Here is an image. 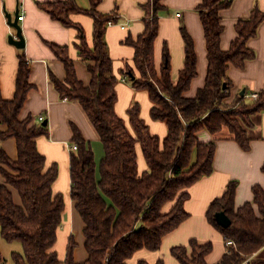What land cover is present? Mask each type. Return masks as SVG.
I'll use <instances>...</instances> for the list:
<instances>
[{"label": "trees", "instance_id": "obj_1", "mask_svg": "<svg viewBox=\"0 0 264 264\" xmlns=\"http://www.w3.org/2000/svg\"><path fill=\"white\" fill-rule=\"evenodd\" d=\"M233 1L201 0L196 7L205 37L208 69L205 85L193 99L184 94L197 76L196 52L184 25L180 28L184 62L176 82L171 79L166 46L160 72L155 68L154 44L162 0H148L141 6L145 14L143 32L136 40L125 37V45L134 54L132 67L126 66L125 72L136 92L147 93L152 121L167 127L162 140L151 135L137 103L126 113L133 134L115 113L118 79L112 70L105 35L108 22L117 24L116 14L96 11L102 0H88V10L77 7L74 0L37 3L53 21L76 33L77 43L72 48L85 64L89 84L84 85L77 78L69 55L71 47L52 43L47 46L62 65L64 79L58 80L48 70V81L61 100L77 102L82 107L97 133L103 155L97 165L91 144L72 126L71 145H76L77 151L70 152L69 157V198L83 223L87 258L83 263L75 261L77 244L71 234L61 259L56 244L66 204L63 196L52 190L58 178L57 165L47 167L36 146L38 138L48 137L47 126L38 119L34 123L30 117L22 121L19 117L35 88L29 81L30 63L21 51L13 98L5 101L0 88V125L5 127L0 141L13 139L17 146L16 160H11L0 147V236L7 244L18 243L22 250L12 252L13 264H128L141 251L157 253L162 239L189 218L184 210L189 189L213 173L216 141L202 143L197 135L205 131L214 137L225 129L244 153L250 149L248 130L254 128L252 117L264 113V88L257 100L244 96L226 105L233 87L227 73L231 66L242 70L246 62L255 59L247 43L264 23V13L255 6L247 19L239 20L235 25L237 38L224 52L220 46L221 13L230 9ZM78 16L92 20L91 44L83 27L74 21ZM137 146L147 166L141 173ZM261 169L264 174V165ZM237 187L236 181L229 182L205 213L207 223L221 234L225 244V253L217 264H264V191L261 186H254L253 200L236 208ZM220 212L230 220L227 229L215 221ZM226 242L233 245L227 247ZM212 251L213 244H199L191 239L186 247H173L170 257L178 264H208L205 258ZM3 262L0 252V264ZM156 264L163 261L159 259Z\"/></svg>", "mask_w": 264, "mask_h": 264}, {"label": "crops", "instance_id": "obj_2", "mask_svg": "<svg viewBox=\"0 0 264 264\" xmlns=\"http://www.w3.org/2000/svg\"><path fill=\"white\" fill-rule=\"evenodd\" d=\"M77 7L82 10L89 9L88 0H74ZM63 2V0H0V88L2 98L11 100L15 93V81L21 51L30 63V83L35 87L30 91L26 103L19 115L20 120L31 118L35 123L40 116L45 118L49 135L47 138H38L36 146L39 153L47 161V167L56 164L58 178L52 190L55 194H61L66 204L62 215L63 225L58 234V244L61 259L64 256L65 246L69 235L73 234L77 244L75 261L85 262L87 253L83 248V223L75 211V205L69 198L70 174L69 157L72 126H75L83 138L91 144L99 142L97 133L92 128L82 107L77 102L63 101L48 81V72L52 71L58 80L63 81L64 71L62 65L51 53L47 44L52 43L60 47H71L69 55L74 60V68L77 78L84 85H88L90 75L85 64L78 58L72 48L76 41V33L58 22L53 21L49 15L42 12L37 3ZM201 0H162L163 11L159 13V33L154 44V64L158 72L161 70L162 51L166 46L171 68V79L176 82L180 71L183 69L184 53L183 41L180 38V28L185 26L190 38L193 40L194 52H196L197 76L191 82L190 89L185 97L195 98L198 90L205 85L207 74V52L205 37H203L202 24L196 7ZM148 0H102L96 8L102 15L116 14L117 25L109 26L105 35L108 55L113 61L114 75L118 79L116 86L115 113L124 121L126 128L133 134L129 125L127 110L137 103L140 108V117L145 122L151 135L160 140L166 137L167 127L164 123L153 122L149 110L151 102L145 91L136 92L130 83V75L126 73V66L132 67L133 50L125 45L124 39L130 36L136 40L144 30V11L141 6ZM255 6L264 13V0H234L231 8L221 13L223 33L221 35V50L227 52L230 44L237 38L235 25L241 19H247ZM18 11L20 17L19 26L22 28L25 49L17 50L7 42L15 31L7 24V15L14 18ZM179 15V17H178ZM75 23L83 27L85 37L91 44L92 20L88 17L78 16ZM126 25L125 30L120 26ZM248 48L255 53V59L246 62L242 70L231 66L227 77L233 87L226 105L234 103L235 99L243 98L249 94H258L264 88V23L257 30L256 37L247 43ZM49 70V71H48ZM242 94V95H241ZM248 100V99H247ZM254 128L248 130L251 140L250 149L243 152L239 146L229 139L227 130L210 136L201 131L197 135L198 141L210 143L216 141L215 158L213 161V173L204 177L189 189V196L184 203V210L189 218L183 222L173 233L165 236L161 241L163 250L159 253L149 254V251H141L129 260L128 264H138L146 261L148 264H156L159 259L163 264H178L170 257L173 247H186L188 241L196 240L199 244H213V251L205 259L208 264H217L225 253V244L221 234L213 229L206 220V211L209 205L222 196L227 184L236 181L238 184L235 193V207L240 208L246 202H251L252 188L261 186L264 191V113L252 117ZM5 127L0 125V134ZM0 147L11 160L17 158V146L13 139L0 141ZM138 158V172L147 170L140 147L136 148ZM3 178L0 176V184ZM15 202H18L15 196ZM64 236L62 241L60 238ZM159 249V250H160Z\"/></svg>", "mask_w": 264, "mask_h": 264}, {"label": "water", "instance_id": "obj_3", "mask_svg": "<svg viewBox=\"0 0 264 264\" xmlns=\"http://www.w3.org/2000/svg\"><path fill=\"white\" fill-rule=\"evenodd\" d=\"M19 17L20 15L18 11L15 12L13 20L11 16L7 15V24L10 28H12L15 31V35H10L7 39V42L20 51L25 49V43L22 35V28H20L19 26ZM42 125L46 127L47 122H44ZM215 221L223 229H227L230 226V220L223 212L216 214Z\"/></svg>", "mask_w": 264, "mask_h": 264}, {"label": "rangeland", "instance_id": "obj_4", "mask_svg": "<svg viewBox=\"0 0 264 264\" xmlns=\"http://www.w3.org/2000/svg\"><path fill=\"white\" fill-rule=\"evenodd\" d=\"M92 150H93V153L96 159V164L98 165L101 160L100 158L103 155L102 145L99 142H96L95 144H92ZM63 238L64 236H62L60 240L62 241ZM58 241H57V244H58ZM162 250L163 249L161 248L159 251H162ZM159 251L157 252V254L159 253ZM0 252H1V257L4 261L3 264H13L12 259H11L12 252H22V250H21V246L18 243L7 244L6 242L3 241V239L0 236ZM149 254H153V253L150 252Z\"/></svg>", "mask_w": 264, "mask_h": 264}, {"label": "built area", "instance_id": "obj_5", "mask_svg": "<svg viewBox=\"0 0 264 264\" xmlns=\"http://www.w3.org/2000/svg\"><path fill=\"white\" fill-rule=\"evenodd\" d=\"M178 17H179V15H178ZM22 19H23V17H19V21H21ZM107 25L109 27V26H116L117 24L113 23V22H108ZM120 29L122 31L125 30L126 25L123 24V26H120ZM258 96H259L258 94H251V95L249 94L248 96H245V98L248 100H257ZM38 122L39 123L45 122V118L43 116H40L38 118ZM69 150H70V152H75V151H77V146L72 144V146L69 147ZM226 244H227V247H231L233 245L231 242H226Z\"/></svg>", "mask_w": 264, "mask_h": 264}]
</instances>
